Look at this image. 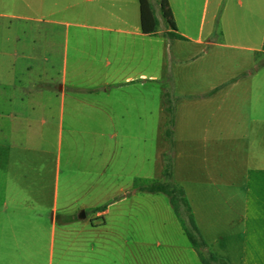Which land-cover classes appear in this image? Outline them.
Wrapping results in <instances>:
<instances>
[{
    "label": "crops",
    "instance_id": "0c3cea01",
    "mask_svg": "<svg viewBox=\"0 0 264 264\" xmlns=\"http://www.w3.org/2000/svg\"><path fill=\"white\" fill-rule=\"evenodd\" d=\"M168 2L149 33L141 0H0V264L202 263L135 188L171 143L211 252L264 264V0Z\"/></svg>",
    "mask_w": 264,
    "mask_h": 264
},
{
    "label": "trees",
    "instance_id": "16d2710c",
    "mask_svg": "<svg viewBox=\"0 0 264 264\" xmlns=\"http://www.w3.org/2000/svg\"><path fill=\"white\" fill-rule=\"evenodd\" d=\"M160 2V11L163 19L166 21L169 28L176 29L173 14L170 9L168 0H158ZM142 13H143V27L146 32H156L159 26L158 18L154 16L152 7L149 0H141ZM149 17L152 19V27L148 29ZM178 37L177 35H171ZM166 107L165 110L169 114V127L166 130V137L171 140L174 134L175 125V110L173 107L172 99L169 95H165ZM173 145L171 143V150L165 153V165L162 180H152L143 182L140 185L135 184V188L139 192H146L150 194H163L170 202L176 216L182 224V227L193 247L196 249L202 264H227L222 259L216 257L211 252L207 242L205 241L191 206L187 199L185 190L182 186L178 185L173 180Z\"/></svg>",
    "mask_w": 264,
    "mask_h": 264
},
{
    "label": "rangeland",
    "instance_id": "374dc122",
    "mask_svg": "<svg viewBox=\"0 0 264 264\" xmlns=\"http://www.w3.org/2000/svg\"><path fill=\"white\" fill-rule=\"evenodd\" d=\"M149 3L152 7L154 16L159 18V19H162V14L160 11V2L158 0H149ZM164 25L165 24H163L161 28H164L165 27ZM179 237L180 238L178 240L175 238V241L177 243L175 242V244L169 245V246L166 243H163V246L158 248V252H161V255L165 258V261L163 260L164 261L163 264H172V262H171L172 255H173V257H175L177 255L185 256V257L189 256L188 251L186 253V250H187L186 247H187V243H188L187 239L185 237H181V236H179ZM168 238H169V240L172 239L171 237H168ZM164 240L166 241V239H163V241ZM133 251H134V249H133ZM154 251H155V249H154ZM134 252H133V259H134V257L140 256V250L139 249H135ZM152 255H154V253L148 255V257H150ZM192 256L193 255L190 254V257H192ZM154 263L156 264V261H154ZM181 264H184V263L181 262ZM196 264H202L199 262L198 257L196 258Z\"/></svg>",
    "mask_w": 264,
    "mask_h": 264
},
{
    "label": "water",
    "instance_id": "95a60500",
    "mask_svg": "<svg viewBox=\"0 0 264 264\" xmlns=\"http://www.w3.org/2000/svg\"><path fill=\"white\" fill-rule=\"evenodd\" d=\"M85 212L83 211L82 213H81V215H80V217H82V218H85Z\"/></svg>",
    "mask_w": 264,
    "mask_h": 264
}]
</instances>
